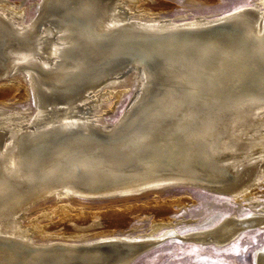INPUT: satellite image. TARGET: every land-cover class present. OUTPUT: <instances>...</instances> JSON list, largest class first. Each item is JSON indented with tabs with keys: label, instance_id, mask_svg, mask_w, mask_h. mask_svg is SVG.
Returning <instances> with one entry per match:
<instances>
[{
	"label": "bare ground",
	"instance_id": "6f19581e",
	"mask_svg": "<svg viewBox=\"0 0 264 264\" xmlns=\"http://www.w3.org/2000/svg\"><path fill=\"white\" fill-rule=\"evenodd\" d=\"M20 2L0 0V264H127L167 235L223 246L264 228V0L193 17L162 15V0H41L29 21ZM132 78L124 112L106 122L98 104L109 97L111 107ZM8 94L33 97L34 111L8 107ZM182 182L253 209L182 235L163 214L189 202L178 195L160 201V219L142 234L115 232L124 210L99 205L43 206L24 221L54 195L128 196ZM114 203L129 208L126 198Z\"/></svg>",
	"mask_w": 264,
	"mask_h": 264
},
{
	"label": "rangeland",
	"instance_id": "374dc122",
	"mask_svg": "<svg viewBox=\"0 0 264 264\" xmlns=\"http://www.w3.org/2000/svg\"><path fill=\"white\" fill-rule=\"evenodd\" d=\"M9 1H21L20 3H22V7L24 8V20L29 21L30 19H32V17L36 16V13L38 11V4L41 0ZM253 2H255V0H162L160 7H162L163 9L165 8L164 10L162 9V15L173 16L179 13H186L188 17H193L197 14H221L239 6L252 4ZM2 81L3 80H1L0 82ZM127 82L129 83L128 90L122 93L111 107H108V104L112 102V98L109 97L98 104L95 112L97 114H100L106 122H114L118 120L122 115L121 113L124 112L131 96L133 95L136 80L132 78L128 79ZM4 97H6V99L9 101H7L8 107H13L14 109L19 111L26 110L30 113H32V111H34L35 109V107L33 106V97L31 96L20 99L15 95L8 94ZM95 97L93 96L91 99ZM91 99H88L87 101ZM153 190V188H149L139 194L100 198H84L77 196L76 198L70 199L60 198L54 195L42 200L40 203L30 208L25 215V218H27V220L24 218V221L27 222L28 219L39 216L46 209H51V206L54 207V205L57 206L63 203L68 204L71 207H75V205L76 207H81L85 204L84 206H86L87 208H90L93 205L94 207L96 205H99L102 207L101 210L105 211L104 213H109V210H112V208L122 211L124 210L123 213H125V220L122 222L120 221V223L114 227V230L116 229L115 232L120 233L121 231L126 230L128 232H131L132 234H142L148 232L150 230V225H152V223L157 219H160V216L158 217L157 215V213H159V210L157 208L158 205H160V201L174 200L179 196L185 197L189 200V202H186L187 205L185 203L178 207L177 205L173 204L165 212H163V214L174 221L175 228L182 235L185 234L184 232L187 233V231L189 232L192 229L214 227L233 212H236L238 213V215L243 216L253 209V206L249 204L248 201L238 203L230 193L216 192L196 186L177 185L162 187L157 191ZM181 194H183V196ZM152 196L154 198H152ZM124 198L127 199L129 208H124L123 206L118 205V207L115 206L116 204L114 203V201H122ZM260 198L261 201H264V195L260 196ZM67 200L70 204L67 202ZM141 200L144 202L142 203ZM191 200L193 202H191ZM109 201H112L114 203L113 207H106L110 203ZM104 203L107 205H104ZM101 204H103L105 207ZM40 205H42V207H40ZM36 206L37 208H35ZM43 206H46V209L43 208ZM147 208L149 210H147ZM142 210H144L145 212H143ZM127 211L132 214H128ZM136 211L141 212L136 213ZM77 212V210H74L71 213L76 214ZM110 214L111 213H109L108 215ZM153 217L155 219H153ZM60 218V215H53L52 220L55 221L56 219L58 220ZM41 220L44 223L49 222V220L51 221V219H48L45 216H42ZM151 220L153 222H151ZM60 229L61 227H57L51 229L50 231L56 232L60 231ZM62 230L63 229H61V231ZM165 230L166 228H160L156 230L155 236L162 235ZM163 239L161 240L162 242L159 241L157 242L158 244H154L155 246L152 245L127 264H255V253L257 249H259L260 246L264 243V228L256 227L245 229L240 232L233 241L223 246H217L212 243H203L199 241L182 240L179 237H173L172 235H167Z\"/></svg>",
	"mask_w": 264,
	"mask_h": 264
},
{
	"label": "water",
	"instance_id": "95a60500",
	"mask_svg": "<svg viewBox=\"0 0 264 264\" xmlns=\"http://www.w3.org/2000/svg\"><path fill=\"white\" fill-rule=\"evenodd\" d=\"M246 9H250V10H252V9H254V8H252V6H248V8H245V10ZM239 11V10H238ZM238 13V14H237ZM232 15H234V17H236V16H238V15H240V11L239 12H234ZM224 26H226V24H224L223 22L221 23V24H217V25H214V26H211V28L212 29H216V28H221V27H224ZM175 184H177V183H174L173 184V186H177V185H175ZM181 185H187V186H196V187H201V188H205V189H209V190H213V191H216V192H220L218 189H212L211 187H207V186H204V185H201V184H197V183H180ZM167 186H169V185H167ZM166 186V187H167Z\"/></svg>",
	"mask_w": 264,
	"mask_h": 264
}]
</instances>
